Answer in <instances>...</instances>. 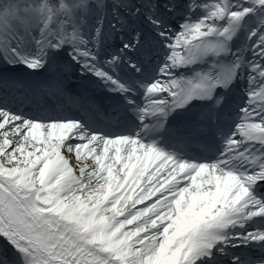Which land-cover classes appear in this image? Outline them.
<instances>
[{
  "label": "snow or ice",
  "instance_id": "snow-or-ice-1",
  "mask_svg": "<svg viewBox=\"0 0 264 264\" xmlns=\"http://www.w3.org/2000/svg\"><path fill=\"white\" fill-rule=\"evenodd\" d=\"M3 39L54 73L41 96L122 130L0 107V264H264V0H0ZM213 136L210 163L159 146Z\"/></svg>",
  "mask_w": 264,
  "mask_h": 264
},
{
  "label": "bare ground",
  "instance_id": "bare-ground-1",
  "mask_svg": "<svg viewBox=\"0 0 264 264\" xmlns=\"http://www.w3.org/2000/svg\"><path fill=\"white\" fill-rule=\"evenodd\" d=\"M19 41L21 42V44H24L25 43L20 48L27 47V49H29V50L32 49L33 50V53L37 50L35 48L34 39H31L29 36L28 37H25L24 39H19ZM0 43H1V40H0ZM2 58H3V56H0V59H2ZM5 64H7L8 67H14V66H17V67H25L23 64H19V63L15 64V65L9 64V63H0V68H3L2 65H5ZM45 68L47 69V66Z\"/></svg>",
  "mask_w": 264,
  "mask_h": 264
}]
</instances>
